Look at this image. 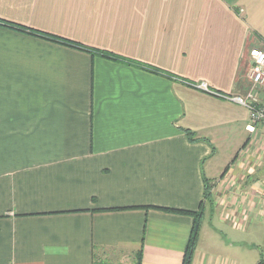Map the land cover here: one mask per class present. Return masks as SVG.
<instances>
[{
	"label": "crops",
	"instance_id": "1",
	"mask_svg": "<svg viewBox=\"0 0 264 264\" xmlns=\"http://www.w3.org/2000/svg\"><path fill=\"white\" fill-rule=\"evenodd\" d=\"M254 47L264 0H0V264H183L201 207L191 264H239L264 232V127L231 99Z\"/></svg>",
	"mask_w": 264,
	"mask_h": 264
},
{
	"label": "built area",
	"instance_id": "2",
	"mask_svg": "<svg viewBox=\"0 0 264 264\" xmlns=\"http://www.w3.org/2000/svg\"><path fill=\"white\" fill-rule=\"evenodd\" d=\"M250 90L246 96H232L231 99L247 108L249 111L250 131H254L257 125L264 127V50L254 47L250 50ZM196 87L210 91L206 82Z\"/></svg>",
	"mask_w": 264,
	"mask_h": 264
},
{
	"label": "rangeland",
	"instance_id": "3",
	"mask_svg": "<svg viewBox=\"0 0 264 264\" xmlns=\"http://www.w3.org/2000/svg\"><path fill=\"white\" fill-rule=\"evenodd\" d=\"M244 71L240 75V82L247 86L250 85V66L244 64ZM262 226V225H261ZM263 232V226H262ZM241 237L238 239L240 247H232V253L230 256L233 260L240 262L239 264H258L261 260H264V232L262 234H256L247 232L241 233ZM137 260V257H136ZM103 264H110L107 261L102 262ZM111 264H114L111 262ZM127 264V263H123Z\"/></svg>",
	"mask_w": 264,
	"mask_h": 264
},
{
	"label": "trees",
	"instance_id": "4",
	"mask_svg": "<svg viewBox=\"0 0 264 264\" xmlns=\"http://www.w3.org/2000/svg\"><path fill=\"white\" fill-rule=\"evenodd\" d=\"M4 25L8 26V27H12V28H16V29H20V30H24V26L20 25V24H16V23H12V22H3ZM37 33V32H34ZM43 37H48L47 34L45 33H41L40 34ZM50 38V37H49ZM58 39V38H55ZM58 41V40H57ZM62 41V40H60ZM67 43H71L69 45H73L72 42H68ZM90 51V50H89ZM188 137L190 140H194L195 136L194 133L191 132L190 130H186ZM211 186L209 185V183L207 182V180L205 181V191H204V197L206 199H211ZM203 205V204H201ZM202 208V207H201ZM200 210L198 211H181L183 213H187L190 214L194 217V223L192 226V230H191V234H190V238L188 240L186 249H185V254H184V258H183V264H191L192 263V259H193V255L196 249V244L198 241V237H199V232L201 229V222H202V211ZM137 260H136V264H141V254L140 251H138L137 253ZM94 264H103L101 262H94ZM258 264H264V260H261Z\"/></svg>",
	"mask_w": 264,
	"mask_h": 264
}]
</instances>
